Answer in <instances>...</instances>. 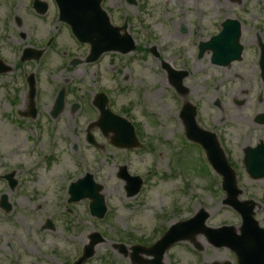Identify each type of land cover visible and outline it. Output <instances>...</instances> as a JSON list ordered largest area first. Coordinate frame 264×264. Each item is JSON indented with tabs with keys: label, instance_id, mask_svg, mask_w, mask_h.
I'll return each instance as SVG.
<instances>
[{
	"label": "rangeland",
	"instance_id": "obj_1",
	"mask_svg": "<svg viewBox=\"0 0 264 264\" xmlns=\"http://www.w3.org/2000/svg\"><path fill=\"white\" fill-rule=\"evenodd\" d=\"M38 1L47 5L43 15L32 8L33 0H0V60L10 67L0 74V197L11 206L8 213L0 208V264H72L96 232L103 242L84 264H131L130 248L136 240L153 243L155 236L160 238L200 209L208 214L206 227L238 228L239 215L222 204L221 178L209 174L202 150L184 137L179 117L184 102L198 104L199 128L222 138L242 192L238 199L255 205L254 218L264 227V179L249 178L239 148L247 135H255L246 128L253 114L264 110V102L256 106L253 101L258 86L254 80L231 78L233 73L251 76L248 54L225 69L212 66L208 54L196 60L194 45L213 34V6L223 0H198L204 15L200 21L191 14L197 0H136V5L102 0L113 26L127 21L135 51L105 53L89 64V47L75 43L69 28L58 21L54 1ZM239 2L238 12L243 4L249 13L258 12L257 3L264 5V0ZM25 48L41 56L19 63ZM70 60L77 62L72 66ZM163 65L188 71L183 81L186 96L169 86ZM30 75L35 82L33 119L17 114L28 112L25 82ZM61 89L65 106L53 118L54 99ZM100 92L107 95L113 113L138 129L141 147L114 148L110 135L103 136L95 127L88 132L98 118L90 103ZM215 101L219 107H214ZM75 103L80 108L74 111ZM258 129L264 131V126ZM87 134L96 146L87 142ZM122 166L142 181L134 197H126L125 183L117 177ZM10 172L17 182L13 189L1 178ZM85 173L102 186V220L89 215L88 200L67 204L69 184ZM120 244L126 255L113 248ZM163 262L237 264L231 251L212 247L202 234L173 245Z\"/></svg>",
	"mask_w": 264,
	"mask_h": 264
},
{
	"label": "water",
	"instance_id": "obj_2",
	"mask_svg": "<svg viewBox=\"0 0 264 264\" xmlns=\"http://www.w3.org/2000/svg\"><path fill=\"white\" fill-rule=\"evenodd\" d=\"M60 11V19L67 22L75 35L79 38L80 41L89 42L92 46H96L97 49L92 50V55L89 61H95L98 56L105 50L115 49L120 50L124 53L133 49L132 42H126L123 37L118 35L119 29L112 28L105 14L100 10L99 3L100 0H55ZM129 3L132 0H127ZM38 6V12H45V5H42L38 2L35 4ZM125 30V26L122 28ZM123 38L124 41L119 40ZM205 44L204 48H211L212 43ZM238 53V52H237ZM220 54V53H219ZM29 50L25 51V57L28 58ZM181 75L173 80V86L180 91L181 88ZM63 91L60 93L53 115H57L63 106ZM98 109L100 111V118L96 122V126L100 128L101 132L105 135L112 133L111 143L116 147L130 148L135 147V141L133 138V131L131 126L123 119L112 116L107 110H105V103L103 100H99ZM189 108H184L181 113V118L187 129V136L199 143L203 144L207 149L209 160L212 165L215 167L217 172H219L223 178V189L227 192V203H230L235 208H238L242 211L245 218V224H250L247 227V230L240 237H235L231 241H227L226 245L231 247L235 252L238 264H264V230H260L257 227V224L252 220L253 213L251 209L253 205L250 203H243L242 206H250L246 210L241 208V205H238L236 197L240 194V191L237 190L234 181V174L227 165L222 152L219 150L215 138L213 135H208L206 133L197 131L194 123V114L190 111ZM190 133H201L198 135L199 138H202V141L199 138H195ZM204 137H201V136ZM91 141H93L90 138ZM247 173L252 179L264 178V161L262 163L250 162L248 159L244 162ZM124 171L123 178L128 181L136 180L135 187L129 182V188L133 190L129 195L137 193L140 187L139 179H130L125 174ZM101 187L95 185L92 182L90 176L83 181L78 182L77 184L72 185L70 189L71 199L70 202H77L80 199L88 198L91 200L90 211L93 215L102 217L105 212V206L103 203V198L99 195ZM250 204V205H249ZM197 218L200 219V225L194 230L195 232L209 233L210 231L205 229L202 225L206 219V216L201 212ZM194 231L183 230L178 234H173L171 231L168 233L157 245L158 251L155 252V260L147 262L150 264H158L161 261L162 256L171 244L179 239L190 238ZM96 244V241L93 240L89 246L86 247L84 257L77 263L81 264L83 261L88 259L93 255V246ZM148 255L149 251H146ZM137 258V257H136Z\"/></svg>",
	"mask_w": 264,
	"mask_h": 264
},
{
	"label": "flooded vegetation",
	"instance_id": "obj_3",
	"mask_svg": "<svg viewBox=\"0 0 264 264\" xmlns=\"http://www.w3.org/2000/svg\"><path fill=\"white\" fill-rule=\"evenodd\" d=\"M259 5V10L257 13H249L246 11L244 4L240 7L241 12L235 11L238 6H240L239 0H223L216 2L214 4V22H213V36H217L220 31L222 30V25L227 20H236L241 24V37H240V44L242 47V54L241 59L246 58L245 54H248L249 57V64L248 66L251 70V76L240 75L238 73H233L231 78L236 81L243 82L246 79L254 80L255 84L264 83V76L261 75V70L259 68V62L261 58H264V5L262 3H257ZM252 32V36L245 35V32ZM242 39H244L242 43ZM238 61V62H240ZM237 63V62H235ZM232 63V64H235ZM231 64V65H232ZM230 65V66H231ZM228 67H217V68H229ZM264 94H260L256 101L255 105L264 102ZM261 113H254L251 117V121L247 128L253 129L257 125V118ZM263 126V125H261ZM250 132H261L255 130H250ZM251 136L248 135L247 139ZM260 142V141H259ZM258 142V143H259ZM258 143H254L251 149L257 147ZM247 148V147H245Z\"/></svg>",
	"mask_w": 264,
	"mask_h": 264
},
{
	"label": "bare ground",
	"instance_id": "obj_4",
	"mask_svg": "<svg viewBox=\"0 0 264 264\" xmlns=\"http://www.w3.org/2000/svg\"><path fill=\"white\" fill-rule=\"evenodd\" d=\"M24 106H25V102H24Z\"/></svg>",
	"mask_w": 264,
	"mask_h": 264
}]
</instances>
